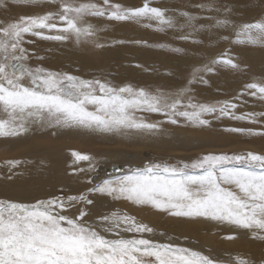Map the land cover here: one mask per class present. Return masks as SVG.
<instances>
[{
  "label": "snow or ice",
  "instance_id": "1",
  "mask_svg": "<svg viewBox=\"0 0 264 264\" xmlns=\"http://www.w3.org/2000/svg\"><path fill=\"white\" fill-rule=\"evenodd\" d=\"M58 2L56 12L22 17L18 22L0 25V108L4 113V118H0V137L19 135L27 130L26 125L33 123L102 133L158 131L159 125L139 117L140 112L165 114L173 124L178 123L176 117H183L200 126L209 123L202 118L205 114L217 112L251 122L264 116L255 112L235 115L230 109H235L237 104L229 102L217 107L194 104L189 99L185 104L187 90L169 94L130 86L115 88L99 80L26 68L21 62L27 56L23 47L25 35L57 41L75 36L80 40L94 31L87 24L86 16L107 15L119 21L150 16L163 25L173 26L172 19H166L163 10L149 7L147 3L139 8L121 9L104 0L105 5L114 9L106 12L93 3ZM0 6H6V0H0ZM192 19L188 17L189 26ZM43 29L55 30L58 34L42 36L37 30ZM243 29L249 34L255 30L259 42L264 43V23L247 24ZM249 42L257 43V40L250 35ZM220 62L237 67L231 60ZM25 77L29 84L23 83ZM245 89L247 94L253 97L259 94L264 99V84L249 83ZM74 155L78 160L90 159L88 155ZM90 191L115 194L117 198L137 205H151L178 217H202L264 230V155L261 154H206L191 164L151 163L131 174L104 180ZM78 200L84 201L85 197L52 198L31 206L0 202V264H217L199 252L145 238L106 239L96 226L84 221L85 211H79L78 216L64 214ZM86 202L92 203L91 200ZM98 219L106 225L105 231L117 236L121 228L135 233L151 231L128 215L113 213ZM241 264L246 262L241 261Z\"/></svg>",
  "mask_w": 264,
  "mask_h": 264
},
{
  "label": "rangeland",
  "instance_id": "2",
  "mask_svg": "<svg viewBox=\"0 0 264 264\" xmlns=\"http://www.w3.org/2000/svg\"><path fill=\"white\" fill-rule=\"evenodd\" d=\"M9 1V7L7 5L0 6V25L18 22L22 17H38L48 12H56L59 8V2L56 4L53 0H34L32 3L25 2V0ZM74 2L77 4L93 3L106 12L114 10L109 5H119L121 9H133L142 7L147 3L149 7L163 10L165 18H171L173 21V26L169 27L150 16L126 21L109 19L107 15L102 18L86 16L87 24L91 25L94 30L95 43L97 44L98 41L99 47H105L108 44L105 48L106 62L105 59L98 57L97 60L95 59V64L93 63L95 67L91 74L94 80L107 83L115 88L130 86L133 89L143 88L150 92L159 90L164 93L176 94L187 90L185 104L188 103L189 99L194 104L215 105L217 107L229 102L237 104L235 109H230L235 115L252 112L264 113V99H261L259 94L256 97L247 94L245 89V86L249 83L264 84V43L259 42L260 38L255 30L249 34L243 29V26L247 24L264 23V0H109V5H105L104 0H74ZM228 3L233 4L235 9L231 7V10H229L226 7L229 5ZM214 7L216 9H213ZM212 10H217L215 11L216 14ZM247 12H254L256 16L253 15L254 13L248 15ZM210 13L213 15L211 16ZM218 14L221 15L218 16ZM189 16L193 18L191 21L192 26H189ZM254 16L256 18H253ZM218 21H227V23H218ZM57 22L59 23V21ZM204 22H206V26ZM105 24L106 26H103ZM116 30H119L118 33ZM124 30L127 33H124ZM37 31H40L42 36L58 34L55 30L43 29ZM109 32L113 34L110 35ZM129 32L130 34H128ZM123 33L128 37H125ZM250 35L257 40V43L249 42ZM104 37L106 38L100 40ZM24 40L26 44L24 43L23 47L27 50V56L21 62L26 68L34 71L41 70L43 72L68 74L80 78L79 74L82 70L81 64H84L82 60L84 55L78 48L76 50L65 40L62 42L43 39L41 36L31 34L25 35ZM65 44H69L72 49L69 45L65 48ZM62 49H64V54L59 53ZM66 49H70L67 50V54ZM79 51L82 53L80 54ZM72 55L74 56L71 58ZM191 55L196 56V58L191 57ZM78 57H80V61ZM189 57L191 58L189 59ZM182 58L188 59L185 62ZM222 60H231L237 67L232 68L225 65L220 62ZM71 63H75V66L70 65ZM78 63L81 67L77 65ZM104 64H106V67L101 72V67L96 66ZM55 65L58 66V69ZM209 68L212 70L208 71ZM150 76L152 80H150ZM23 83L29 84L30 81L25 77ZM242 92L244 93L243 96H241ZM137 115L147 122H156L155 124H159L160 128L166 129L167 133L172 130L183 137L182 139L187 137L188 144L186 145L188 146L168 147L162 145L159 147L154 146L156 144L154 142L151 143L152 145L129 142L118 145L114 142L99 141L94 143L93 149L87 147L79 150V146L72 147L73 150L65 149L63 151H66L65 155L75 161H78V159L74 153L79 152V154L90 157L89 160H83L86 162V180L88 182L84 189L81 188L78 191L68 190L65 184L57 183L42 189H37L34 186L29 194L20 197L11 196L12 193L6 192V189L1 187L0 202H13L31 206L39 201H48L52 198L67 199L68 197L83 195L85 197L83 207L98 209L97 214L100 217L120 212V215H132L131 217L135 218L137 223L152 229L150 232L135 233L124 231L121 228L120 233L122 234H119V236L115 233L113 235H103L106 239L145 238L159 244H169L199 252L209 256L217 264H241V261H245L246 264H264V230L255 227L246 229L228 222L207 220L205 218L204 221L203 218L200 221V217H178L150 205H134L132 202L120 198V200L130 202V207L128 206V209L125 210V208L118 205L120 204V202L118 203L119 198L115 194L101 193L98 196L99 191H90L101 185L104 180H114L117 176L131 174L151 163L191 164L206 154L246 156L248 153H254L264 155V116H260L255 122H251L221 116L217 112L215 114H205L202 118L208 120L209 123L200 126L192 124L183 117H176L178 123L173 124L169 121L167 115L161 113L140 112ZM232 129H249L251 131L237 132L232 131ZM63 142L68 143L69 141ZM81 143L83 145L88 144ZM113 147L116 149L124 147L125 150L122 155H117V160L120 162L111 163V165L117 164L119 168L109 176L101 174L100 179H96L97 174L104 173L105 170L101 171L104 166L110 168L111 165H107V161L111 158V155L108 154L110 153L108 148ZM0 150V162L4 165L8 166L7 164L16 161L15 156L12 158L13 154L10 153L8 148L3 147ZM256 170L259 171L258 168ZM104 196V200L101 201L102 205H100L98 200ZM87 200H91L92 203L88 204ZM79 202L78 200L76 203ZM108 202L109 205L111 204L110 206H108ZM134 209H137V212ZM65 215L69 214L66 212ZM84 221L93 225L87 222L85 218ZM151 224L153 226H150ZM97 230L99 231V228ZM100 234L102 235L101 232Z\"/></svg>",
  "mask_w": 264,
  "mask_h": 264
},
{
  "label": "bare ground",
  "instance_id": "3",
  "mask_svg": "<svg viewBox=\"0 0 264 264\" xmlns=\"http://www.w3.org/2000/svg\"><path fill=\"white\" fill-rule=\"evenodd\" d=\"M78 1V0H77ZM204 2V1H203ZM228 2V1H227ZM58 3V0L56 2V4ZM202 3V2H200ZM232 3V2H231ZM234 3V2H233ZM212 4V2H211ZM218 4V3H217ZM216 4V5H217ZM229 4V3H228ZM263 4V3H262ZM6 5L9 7L10 5V1L7 0L6 1ZM12 5V4H11ZM182 5V4H181ZM213 5V6H216ZM52 6V5H51ZM180 6V5H179ZM198 6V5H197ZM220 7V6H219ZM229 8V10H231V7H235L233 6V4H229L228 6H226ZM244 7V6H243ZM193 8V7H192ZM221 8V7H220ZM212 9V8H211ZM213 9H216L215 7ZM219 9V8H218ZM235 9V8H234ZM233 9V11H234ZM187 10V9H186ZM221 10V9H220ZM218 10V11H220ZM245 10V9H244ZM209 11V10H208ZM213 11V10H212ZM217 11V10H215ZM215 11H213L214 14ZM231 12V11H230ZM257 12V11H256ZM223 13V12H222ZM227 13V12H226ZM233 14V12H231ZM248 13V12H247ZM254 12H249L248 15H252ZM184 14V13H183ZM211 14V13H210ZM227 14H230L229 12ZM257 14V13H256ZM213 14H211L212 16ZM221 14H218V16ZM247 15V14H246ZM255 15V13L253 14ZM258 15V14H257ZM226 16V14H225ZM230 16V15H229ZM256 16V15H255ZM253 18H256V17ZM178 17V16H177ZM228 17V16H227ZM99 18V17H98ZM102 18V17H100ZM108 18V17H107ZM175 18V17H174ZM230 18V17H229ZM180 19V18H179ZM233 19V18H232ZM259 19V18H258ZM106 20V19H105ZM195 20V19H194ZM221 20V19H220ZM101 21V20H100ZM104 21V20H103ZM209 21V20H208ZM215 21V20H214ZM228 21V20H227ZM56 22V21H55ZM102 22V21H101ZM108 23V21H106ZM216 22V21H215ZM229 22V21H228ZM256 22V21H255ZM58 23V22H57ZM104 23V22H102ZM100 23V24H102ZM196 23V22H195ZM206 22H204L205 25ZM214 23V22H213ZM212 23V25H213ZM230 23V22H229ZM236 23V20H235ZM179 24V23H178ZM184 24V23H183ZM176 25V24H175ZM210 25V24H209ZM208 25V26H209ZM211 25V26H212ZM100 26V25H99ZM103 26H106L103 25ZM178 26V25H177ZM206 26V25H205ZM213 27V26H212ZM215 27V26H214ZM106 28V27H105ZM114 28V27H113ZM196 29V28H195ZM208 29V28H207ZM110 30V28H109ZM115 30V29H114ZM113 30V31H114ZM198 30V29H197ZM202 30V29H201ZM105 31V30H104ZM117 31V30H116ZM119 31V30H118ZM117 31V33H118ZM188 31V30H187ZM106 32V31H105ZM199 32V31H198ZM205 32V31H202ZM110 35L112 32H109ZM124 33L125 32L124 30ZM123 33V34H124ZM191 33V32H190ZM94 34V33H93ZM90 35V36H84L81 37L80 40H77L75 38V36H71L68 39H66V43H70L71 46L78 48L80 51V54L82 53L84 56L83 62L84 64L81 66L79 65V63L77 64L78 66L81 67L82 70H80V74L79 77L83 80H88V81H96L94 80V77L92 78V70L95 67V61L97 60L96 58H100L101 59H105V47H99V43L97 41V44L95 43L94 40V35ZM96 34V33H95ZM113 34V33H112ZM121 34V33H120ZM130 34V32L128 33ZM180 35V33H178ZM187 34V33H186ZM199 34V33H198ZM204 34V33H203ZM107 35V34H106ZM109 35V34H108ZM211 35V34H210ZM125 37H128V35H125ZM185 36V35H184ZM214 36V35H213ZM107 37V36H106ZM104 38H100L101 39H105ZM192 37V36H191ZM190 37V38H191ZM200 37V36H199ZM188 38V37H186ZM204 38V37H203ZM32 38L30 37V40ZM98 39V38H97ZM108 39V37H107ZM106 39V40H107ZM112 39V38H111ZM110 39V40H111ZM119 39V38H118ZM207 39V38H204ZM29 40V41H30ZM109 40V39H108ZM195 40V39H194ZM201 40V39H200ZM208 40V39H207ZM215 40V39H214ZM28 41V43H29ZM105 41V40H103ZM102 41V42H103ZM178 41V40H177ZM197 41V40H196ZM57 42V41H56ZM63 42V41H62ZM205 42V41H204ZM211 42V41H210ZM27 43V44H28ZM26 44V43H25ZM211 44V43H210ZM65 48L67 47V45L69 44H65ZM69 45V47H70ZM103 45H105L103 43ZM212 45V44H211ZM57 46V45H56ZM64 46V44H63ZM28 47V46H27ZM68 47V48H69ZM182 47V46H181ZM216 47V46H215ZM29 48V47H28ZM56 48V47H55ZM71 48V47H70ZM258 48V47H257ZM31 49V47H30ZM72 49V48H71ZM47 50V49H46ZM64 49H62V51H60L59 53H63ZM67 50L70 49H66V54H67ZM74 50V49H73ZM77 50V49H76ZM75 50V51H76ZM114 50V49H113ZM196 50V49H195ZM203 50V49H202ZM36 51V50H35ZM53 51V50H52ZM72 51V50H71ZM56 52V51H55ZM69 52V51H68ZM78 52V51H77ZM31 54V53H30ZM64 54V53H63ZM65 54V55H66ZM70 54V53H69ZM68 54V55H69ZM72 54V53H71ZM79 54V56H81ZM181 55V54H180ZM185 55V54H184ZM199 55V54H198ZM74 55L71 56V58ZM134 56V55H133ZM178 56V55H177ZM186 56V55H185ZM194 55H191V57ZM37 57V55H36ZM63 57H67V56H63ZM82 57V56H81ZM152 57V56H151ZM188 57V56H186ZM189 57V59L191 58ZM196 58V56H194ZM64 58V59H65ZM71 58H69L71 60ZM77 58V56H76ZM80 57H78L79 59ZM86 58V59H85ZM47 59V58H46ZM77 59V60H78ZM96 59V60H95ZM183 60L185 58H182ZM174 60V59H173ZM179 60V58H178ZM56 61V60H55ZM74 61V60H73ZM80 61V59H79ZM106 62V59L104 60ZM182 61V60H181ZM189 61V60H188ZM191 61V60H190ZM249 61V60H248ZM48 62V61H47ZM63 62V61H62ZM99 62V59H98ZM101 62V61H100ZM82 63V62H80ZM94 63V64H93ZM242 63V62H241ZM75 63H71L70 65H74ZM100 64V63H99ZM102 64V63H101ZM108 64V63H107ZM149 64V63H148ZM179 64V62H178ZM186 64V63H185ZM56 66V65H55ZM67 66V65H65ZM172 66V65H171ZM96 67H101V72H103L105 69L104 67H106V64L104 65H100V66H96ZM62 68H64L62 66ZM74 68V67H73ZM72 68V69H73ZM56 69H58V66H56ZM71 69V67H70ZM181 69V68H180ZM98 70V69H97ZM92 71V72H91ZM96 71V70H95ZM97 72V71H96ZM99 72V71H98ZM251 72V71H250ZM74 73V72H73ZM104 74V73H103ZM152 76V75H151ZM150 76V80H152V77ZM142 77V76H141ZM154 77V76H153ZM158 77V76H157ZM155 78V77H154ZM153 78V79H154ZM118 79V78H117ZM142 80V79H140ZM146 82V81H145ZM154 82V81H153ZM168 82V81H167ZM141 83V81H140ZM144 83V81H143ZM203 83V82H202ZM177 87V86H176ZM0 118H4V113H3V109L0 108ZM150 121V120H148ZM150 123H154L153 121H151ZM156 123V122H155ZM159 125V124H158ZM26 131H22L20 132L19 135L16 136H9V137H0V148L6 147L9 149L10 153L13 154V157L15 156L16 161H13L12 163L7 164L8 166L4 165V163L0 162V188L3 187L6 189V192H10L12 195L15 196H20V197H24L25 195L29 194L32 190L33 187L35 186V188L37 189H42L44 187L47 186H53L57 183L59 184H65L67 186L68 190H77L81 188L84 189L85 185L88 183L86 178H87V174H86V162L83 160H78L75 161L74 159L69 158L68 156H66V151L63 152L65 149L67 150H73L72 147H77L79 146V150L83 148H89V149H93V145L96 142H114V143H118V145H120V143H133V144H144V145H152L151 143L154 142L156 144H154V146H159L161 147L162 145L168 146V147H175V146H185L186 144H188L187 142V137L185 139H182L183 137H181L179 134L177 135V132H173L172 130H170V133L166 132V129L160 128L159 125V130L154 132V133H148V132H143V133H102L99 131H92V130H88V129H84V128H75V127H55V126H50V125H44L41 126L39 123H33V124H28L26 125ZM175 130V129H174ZM176 133V134H175ZM187 133V132H186ZM190 134V133H188ZM191 135V134H190ZM190 138V137H189ZM191 139V138H190ZM188 139V140H190ZM197 139V138H196ZM205 139V138H204ZM68 140L69 142H63ZM154 140V141H153ZM192 140V139H191ZM200 140V138H199ZM157 141V142H155ZM78 142V143H77ZM81 142L84 143H88V144H82ZM204 142V140H203ZM202 142V143H203ZM188 146V145H186ZM124 148V147H123ZM123 148H108V153L109 155H111V158L109 161H107V165H111V163H118L120 162L119 160H117V155H122V152H124L125 150ZM165 148V147H164ZM126 149V148H125ZM1 151V150H0ZM78 151V150H77ZM64 154H63V153ZM79 153V152H78ZM5 154V153H4ZM7 154H9V152H7ZM69 155V154H68ZM3 156V155H2ZM7 162V161H6ZM106 165V166H107ZM114 165V164H112ZM106 168L108 169L109 167H103L101 169V171L105 170L104 173H99L96 176V179H100V175L101 174H106V175H110L112 173H114L113 171L106 170ZM103 175V176H104ZM112 177V176H111ZM4 189V190H5ZM2 190V189H1ZM101 192L98 193V196H100ZM6 195H8L6 193ZM32 195V194H31ZM9 196V195H8ZM14 196V197H15ZM103 196V195H101ZM19 197V198H20ZM18 198V199H19ZM104 197L99 198L98 202L100 205L101 201L104 200ZM106 200V199H105ZM109 200V199H108ZM24 201V200H23ZM97 201V200H96ZM110 202V201H109ZM108 202V206L109 205ZM120 202V204H118L120 207L125 208V210L128 209V206L130 207V202H125L124 200H120L118 203ZM84 203L85 201H80L79 203L76 204H72L64 213L66 214V212L71 216H78L79 211L83 210L87 213V216L85 217V220L87 222L92 223L93 225H95L97 228H99V231L102 233V235H113L114 232H108L105 231L104 228L106 227L105 224H103L98 218L100 217V215L98 216V209L93 208L91 209V207L88 209L84 208ZM117 203V202H116ZM104 204V203H103ZM115 204V203H114ZM134 204V203H133ZM98 205V204H97ZM96 205V206H97ZM107 205V204H106ZM135 205V204H134ZM105 206V204H104ZM151 206V205H150ZM93 207V206H92ZM103 207V206H102ZM99 207V208H102ZM106 207V206H105ZM119 207V208H120ZM141 207V206H140ZM104 208V207H103ZM135 208V207H134ZM142 208V207H141ZM149 209V207H147ZM151 209H153L151 207ZM93 210V211H92ZM124 210V211H125ZM132 211V209H130ZM135 212H137V209ZM140 210V209H139ZM142 211V210H141ZM140 211V212H141ZM154 211H156L154 209ZM102 212V211H101ZM108 212V211H107ZM119 212V211H118ZM160 212V211H159ZM104 213V212H103ZM124 213V212H123ZM149 213V212H148ZM117 214H120L117 213ZM138 214V213H137ZM112 214L110 213V215L107 216H111ZM134 215V214H133ZM104 215H102L103 217ZM106 216V215H105ZM132 216V215H130ZM151 216V215H150ZM138 217V216H137ZM200 217V221H201ZM155 220V219H154ZM208 220V219H207ZM206 220V221H207ZM198 221V220H197ZM204 221V218H203ZM215 223V222H214ZM150 226H153L152 224ZM195 228V227H194ZM234 228V227H232ZM122 230V229H121ZM120 230V232H121ZM152 230V229H151ZM188 231V230H187ZM183 232V231H182ZM124 233V232H123ZM122 234V233H119ZM186 234V233H185ZM164 235V234H163ZM159 236V235H158ZM161 238V237H160ZM193 240V239H192ZM191 240V242H193ZM172 241V240H171ZM187 241V240H186ZM195 243V242H194Z\"/></svg>",
  "mask_w": 264,
  "mask_h": 264
},
{
  "label": "water",
  "instance_id": "4",
  "mask_svg": "<svg viewBox=\"0 0 264 264\" xmlns=\"http://www.w3.org/2000/svg\"><path fill=\"white\" fill-rule=\"evenodd\" d=\"M118 168H119L118 165L117 164H114V165H111L110 168H108V169L106 168V170H109L110 169L111 171L114 172V171H117Z\"/></svg>",
  "mask_w": 264,
  "mask_h": 264
}]
</instances>
